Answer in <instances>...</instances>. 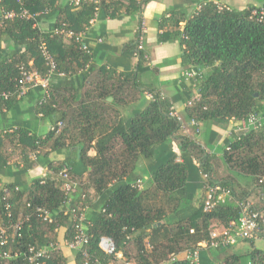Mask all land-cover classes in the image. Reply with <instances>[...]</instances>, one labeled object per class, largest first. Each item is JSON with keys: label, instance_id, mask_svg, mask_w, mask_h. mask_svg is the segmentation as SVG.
I'll use <instances>...</instances> for the list:
<instances>
[{"label": "trees", "instance_id": "1", "mask_svg": "<svg viewBox=\"0 0 264 264\" xmlns=\"http://www.w3.org/2000/svg\"><path fill=\"white\" fill-rule=\"evenodd\" d=\"M75 1L26 0L28 12L39 16L4 20L1 10L19 12L21 6L17 0H0V92L11 94L7 100L0 99V111L20 99L16 98L20 66L46 73L39 50L43 43L54 59L57 76L49 98L41 102L39 90L26 95L35 96L36 114L47 118L51 127L45 135L31 137L30 146L34 152L43 144L53 151L76 149L75 159L67 163L47 162L49 174L34 180L27 189L0 188L1 223L5 225L8 209L13 220L31 215L20 237L15 235L13 241L0 246V264H28V245L58 242L60 230L64 231L62 243L72 240L81 214L85 216L82 226L88 244L83 251L87 257L75 253V264H119L114 255H106L99 248L102 237L112 240L115 254L123 261L190 264L188 251L209 242L212 232L228 228L239 216L234 200L205 212L206 184L227 188L236 200L248 201L249 193L236 189L238 176H243L264 192V182H259L264 177V124L231 134L220 159L230 173L215 178L218 159L184 133L180 122L170 115L169 100L152 88L140 87L135 71L95 69L91 52L82 50L74 39L54 33L64 26L75 34H85L98 13L110 19L123 13L134 16L150 0H79L77 5ZM252 1L258 6L242 10L227 6L220 10L214 2H200V8L190 15L172 11L168 17H160L159 42L178 41L185 71H202V76L193 80L200 99L186 107L187 119L199 124L264 116V0ZM42 19L50 22L48 30L39 26ZM136 47V42L126 47L132 58ZM145 58L144 51L138 53V71ZM145 93L153 94V99L140 112L122 119L119 111ZM59 122L62 127L57 131ZM196 129H191L194 134ZM172 143L181 161L172 153ZM139 161L147 163L150 177L142 188ZM63 169L78 185L70 201L58 178ZM199 192L203 195L198 199ZM93 200L95 209L86 215L85 209ZM36 207L46 209L53 222L38 218ZM73 208L76 216L71 214ZM244 243L251 249L226 254L218 264H264V250L255 248L253 241ZM226 250L201 249L199 264H204L203 255ZM8 251L18 252V256L2 258ZM41 264H68V259L62 249H56Z\"/></svg>", "mask_w": 264, "mask_h": 264}, {"label": "crops", "instance_id": "2", "mask_svg": "<svg viewBox=\"0 0 264 264\" xmlns=\"http://www.w3.org/2000/svg\"><path fill=\"white\" fill-rule=\"evenodd\" d=\"M67 1L59 0V2ZM206 1L238 10L251 5L249 4L251 0H150L143 6L139 14L134 16L123 13L117 18L110 19L103 13H98L85 33V42L89 46L93 58L92 66L95 69L113 68L118 73L135 71L140 87L152 88L172 103L174 112L186 124V134L193 136V139L201 147L218 159V170L216 174L214 173V177L220 178L225 177L226 173H230L220 159L225 143L235 128V122L199 123L198 130H195L196 134L193 133L194 131L191 129L194 130V128L188 126L190 120L186 118V107L188 101L198 91L195 89L196 83L193 80H186L182 76L185 67L182 64V48L178 41L161 43L158 40L162 33L159 29L160 17H168L172 11L190 15L197 8L198 3ZM142 23L144 24L143 51L146 58L145 65L138 71L135 66L136 60L127 54L126 47L135 44L137 29ZM39 26L43 30H48L50 22L42 19ZM109 99L107 101L111 102ZM35 100V96L32 94L25 95L11 108L0 111V188L5 191L11 187L15 190L27 189L34 180L45 177L49 174L47 162L67 163L76 157L74 148L53 151L47 147L49 145L45 144L38 151H32L31 137L43 136L51 127V122L47 118L36 114ZM147 102L146 96L140 97L137 102L121 109L119 114L122 119H129L140 112ZM171 151L181 161L180 152L174 143H172ZM77 153L79 154V152ZM90 155L93 153L91 152ZM146 169L147 163L139 161L140 188L145 187L150 180ZM249 180L238 176L236 189L238 193L242 190L247 191L249 193L248 201L257 208H263L264 192L261 188H254L255 186L251 185ZM202 195L203 193L199 192L198 199ZM95 202L96 200H93L86 207V215L95 209ZM253 242L255 247V242L262 241L255 240ZM250 249L251 246L244 242L228 248L233 251L232 253H237V251L244 253ZM63 252L68 259V264H75L74 253L65 249Z\"/></svg>", "mask_w": 264, "mask_h": 264}, {"label": "built area", "instance_id": "3", "mask_svg": "<svg viewBox=\"0 0 264 264\" xmlns=\"http://www.w3.org/2000/svg\"><path fill=\"white\" fill-rule=\"evenodd\" d=\"M26 0H17L18 5L21 6L19 12L9 11L2 12V18L4 20H9L13 18H23V19H35L36 16L40 14L32 15L24 7ZM79 3V0L75 1V5ZM218 9H223L226 6L217 5ZM200 6H197V10ZM228 9V7H226ZM54 33L64 34L68 38L74 39V41L81 45V49L90 52L89 46L85 43V34L79 33L75 34L72 31L64 29L62 26L59 30H55ZM143 34H144V24H140L137 29V40H136V50L133 55V58L137 60L138 53L143 51ZM39 50L42 56V59L45 62L47 71L45 74H40L37 70H27L24 66L19 67L20 77L17 79L16 84V98H22L30 90H39L42 95L41 102L49 98L51 85L53 84L56 73V64L54 59L47 49V47L42 43L39 46ZM58 76H64L63 73H58ZM186 80H197L202 76V71L199 69H189L184 71L182 75ZM11 96L10 93L0 92V99L7 100ZM145 96L148 100L153 99V94L145 93ZM200 99L199 91L194 93V96L191 100L188 101L187 105L190 106L193 101ZM172 117H175L181 124V127L184 133H187L186 124L183 120L174 112L170 114ZM234 121V120H231ZM235 122V121H234ZM264 124V116L259 115H250L246 119L239 122H235V128L232 133H244L250 129H258ZM188 126L198 128V123L191 119ZM62 124L57 123V131L60 130ZM198 129H196L197 131ZM58 178L62 182V188L66 195L69 197L76 193L77 183L71 179L68 174L67 169H63L59 172ZM204 179H207L206 175H203ZM259 182H264V177L260 178ZM206 197L203 203V210L209 212L213 210L219 204L225 203V201L234 200L239 208V216L237 222L232 223L228 228L221 231H214L210 234L209 242H202L198 246V249L190 250L186 253V259L190 264H199V252L201 249L212 248H229L237 245L241 242L261 240L264 242V207L257 208L250 201H238L232 197L229 189L221 186H211L210 184L205 185ZM17 190V189H16ZM81 199L84 200L85 196L82 195ZM29 207V205H28ZM8 208V207H7ZM6 208V210H7ZM34 214L40 218L43 222L52 223L53 219L51 214L42 207H36L34 209ZM72 216H76V209H71ZM12 214H10L9 209L7 210V221L5 225L0 222V246H3L9 242L17 235L20 237V230H22L25 223L30 221L31 215H26L19 217L16 220L12 219ZM83 223H85V216L81 214L78 217V225H76V233L72 240L63 241V243H50L44 246L37 245H28L27 254L25 258L28 261V264H41L43 260H47L50 257V253L53 250L65 249L69 252L82 253L83 257H87L86 251H83V247L88 244V238L85 235ZM57 232V231H56ZM99 248L106 255H114L118 260L119 264H133L132 262L123 261L120 254H115L114 244L112 240L108 237H102L99 241ZM18 256V252L12 253L11 251L4 252L1 257L8 259L10 257ZM95 264H99L98 261H95Z\"/></svg>", "mask_w": 264, "mask_h": 264}, {"label": "rangeland", "instance_id": "4", "mask_svg": "<svg viewBox=\"0 0 264 264\" xmlns=\"http://www.w3.org/2000/svg\"><path fill=\"white\" fill-rule=\"evenodd\" d=\"M249 4L253 5V4H256V3L251 0V2ZM218 5L224 6V5H221V4H218ZM248 6L249 5H247V7ZM62 236H63V230H60L59 231V240H58V242L56 241L57 243H59V244L62 243V240H61ZM255 247L258 248V249H261V250L263 249L264 250V242H255ZM232 252H233L232 250H228L227 252H222V253H218L217 252V253H214L213 255L207 253V256L203 255L204 264H218V262L220 261L221 258H223L226 254H229V253H232ZM237 253H242V252L241 251H237ZM216 255H218V258H216Z\"/></svg>", "mask_w": 264, "mask_h": 264}, {"label": "water", "instance_id": "5", "mask_svg": "<svg viewBox=\"0 0 264 264\" xmlns=\"http://www.w3.org/2000/svg\"><path fill=\"white\" fill-rule=\"evenodd\" d=\"M109 100H111V99H109Z\"/></svg>", "mask_w": 264, "mask_h": 264}]
</instances>
